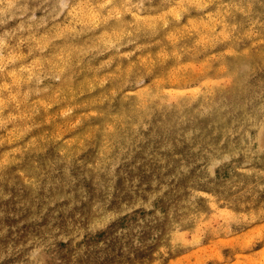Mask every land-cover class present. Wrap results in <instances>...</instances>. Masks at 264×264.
Wrapping results in <instances>:
<instances>
[{
  "label": "clouds",
  "instance_id": "9594fccd",
  "mask_svg": "<svg viewBox=\"0 0 264 264\" xmlns=\"http://www.w3.org/2000/svg\"><path fill=\"white\" fill-rule=\"evenodd\" d=\"M264 264V0H0V264Z\"/></svg>",
  "mask_w": 264,
  "mask_h": 264
},
{
  "label": "rangeland",
  "instance_id": "374dc122",
  "mask_svg": "<svg viewBox=\"0 0 264 264\" xmlns=\"http://www.w3.org/2000/svg\"><path fill=\"white\" fill-rule=\"evenodd\" d=\"M176 264H192V262H190L189 260H188V258H181L180 260H178L177 262H176Z\"/></svg>",
  "mask_w": 264,
  "mask_h": 264
}]
</instances>
